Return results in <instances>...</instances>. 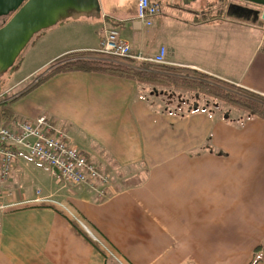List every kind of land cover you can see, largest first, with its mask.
Returning a JSON list of instances; mask_svg holds the SVG:
<instances>
[{"label": "crops", "instance_id": "0c3cea01", "mask_svg": "<svg viewBox=\"0 0 264 264\" xmlns=\"http://www.w3.org/2000/svg\"><path fill=\"white\" fill-rule=\"evenodd\" d=\"M126 1L99 0L100 19L58 24L40 72L63 56L97 53L103 31L115 29L133 54L153 57L164 47L170 67L264 96V29L238 20L236 13L247 14L232 9V0L216 15L219 0H163L166 11L151 0L161 8L151 26L136 19L137 0L131 8ZM228 10L233 17L224 16ZM257 27L263 34L253 37ZM177 92L67 73L14 101L11 109L18 120L45 116L109 176L106 196L99 199L41 164L50 181L40 193L79 217L117 264H248L264 244V121L223 105L213 106L216 113L200 107L191 113L184 105L199 95ZM148 93L159 105L178 99L180 110L156 108ZM28 159L21 153L1 186L0 264H114L64 211L31 203L37 190H21L34 178ZM11 188L17 195H8Z\"/></svg>", "mask_w": 264, "mask_h": 264}, {"label": "built area", "instance_id": "2783aa9c", "mask_svg": "<svg viewBox=\"0 0 264 264\" xmlns=\"http://www.w3.org/2000/svg\"><path fill=\"white\" fill-rule=\"evenodd\" d=\"M160 13L161 8L158 4H152L149 0H137L136 19L146 26H151L152 19ZM259 19L264 29V7L261 8ZM98 52L113 59H128L158 65L167 64L164 47H161L153 57H146L141 52L133 54L129 43L122 39L115 29L103 31ZM35 81L33 80L30 84ZM21 153L31 160L49 167L63 183L84 185L93 191L99 199L106 196L107 188L110 186L109 177L100 173L93 164L88 163L84 153L72 144L68 135L58 127L51 125L45 116H39L33 121L14 119L8 126L0 124V190L2 184L10 179L14 164ZM8 195L12 196V193H8ZM31 203L59 206L60 210L64 209L68 212V216L71 215L62 204L53 200L52 197L41 196L39 191L35 192V198ZM2 208L0 206V209ZM73 220L75 225L86 233L92 243L99 249L103 248L104 253L107 252L111 256L109 250L83 221L75 217Z\"/></svg>", "mask_w": 264, "mask_h": 264}, {"label": "trees", "instance_id": "16d2710c", "mask_svg": "<svg viewBox=\"0 0 264 264\" xmlns=\"http://www.w3.org/2000/svg\"><path fill=\"white\" fill-rule=\"evenodd\" d=\"M219 1L220 6L217 8V11H215V15L216 12L217 14L218 12L222 14L224 8L228 6L229 0ZM149 2L152 3L151 0H149ZM260 13L261 8L259 16ZM258 22L261 26H263L259 18ZM22 54L23 52L20 54L18 59L22 57ZM90 54V56H84L82 55V53H73L57 59L46 69L36 75V77H34L36 78V81L30 84L25 92H23L19 96L25 94L27 91L35 90L41 84L58 74L93 73L129 80L144 85L159 86L192 92L195 95H202L204 97L212 98L213 101H215L214 103L206 101V103L209 104V106H211L212 108L213 106L218 107L222 104H225L229 107L245 111L250 116L264 121V96H261L259 94L238 88L232 84L225 83L221 80L207 76L204 73L190 69L174 68L168 65H158L147 62H135L128 59H111L110 57L99 52ZM18 59L16 61H18ZM14 68L15 64L4 76L8 75ZM3 77L0 79V95L3 91L6 90H2V87L4 86L2 84ZM19 96L13 99H0V122L2 120H14L15 117H13L11 105L17 98H19ZM195 111V108H193L191 113ZM5 126H8V124H5ZM97 170L99 171V169ZM68 218L72 221V224L75 225V221L72 220L70 216ZM99 250L100 252L102 251L101 249ZM102 252L104 253V251ZM104 254L106 259L110 260L112 258V256H109L106 253ZM263 258L264 244L254 250V257L248 264H257Z\"/></svg>", "mask_w": 264, "mask_h": 264}, {"label": "water", "instance_id": "95a60500", "mask_svg": "<svg viewBox=\"0 0 264 264\" xmlns=\"http://www.w3.org/2000/svg\"><path fill=\"white\" fill-rule=\"evenodd\" d=\"M240 1L264 7V0ZM100 18L99 0H0V79L38 33L67 20Z\"/></svg>", "mask_w": 264, "mask_h": 264}, {"label": "rangeland", "instance_id": "374dc122", "mask_svg": "<svg viewBox=\"0 0 264 264\" xmlns=\"http://www.w3.org/2000/svg\"><path fill=\"white\" fill-rule=\"evenodd\" d=\"M156 1L162 6L161 8L164 11H166L167 7H166L164 1L163 0H156ZM232 1H233V3H235L236 0H232ZM126 2H127V6L129 8H131V6H133L134 3H136V0H127ZM236 3L237 4H239V3L243 4L242 1H236ZM214 15H215V12H214ZM235 15L237 16L238 20L240 18H242L244 21L246 20L247 22L253 23L254 25H257V23H258V22H255V21L251 20L250 18H248L247 15H241V14H238V13H236ZM224 16H226L228 18H231V17L234 16V14L231 11L228 10V11H226ZM59 25H61V24H59ZM59 25H57L56 27H52L51 29L49 28L47 30H44V31L38 33L37 35H35L33 37V39L30 41V43L28 44L26 49L23 51L22 57L19 58L18 61H16L15 68L8 75L3 77L2 84L4 86L2 87V90L8 89V88L12 87L13 85H16V88H14L12 93H14V92L19 93L22 90H23V92H25V90L27 89L28 85L33 80H36L34 77H36V75H38L40 73V69H38V68H40V65L50 55V52H51L50 47L53 45L55 39L57 38V36L59 34L58 31H60V29L62 27V26H59ZM237 29H238V31H240L239 27ZM262 34H263V31L259 27L252 29L253 37H257V36H260ZM111 59H113V58H111ZM32 72H34V73H32ZM146 86L147 87H151V88H155L157 91H176V92L178 91L177 93H179V96H182V93H185L184 94L185 96L186 95H191V93H192V92H187V91H183V90H175V89H172V88H164V87H159V86H151V85H146ZM0 89H1V87H0ZM31 91H33V90L27 91L25 94L19 96V98H17L15 101L24 98ZM12 93L9 92V94H8V92L6 93L5 91H3L1 93V95H0V99L2 100L4 98H12V96H13ZM146 98L150 102H152L154 104V106L156 108H158V109H167V110H171V111L172 110H177V111L180 110V107L178 109H176V104L174 102V101L178 100L176 98L170 99L171 101H173V104H169V105H164V104L159 105L158 104L159 101L157 103H154V101L152 99V96H150L149 93L147 94ZM205 101L212 102V103L215 102V101H213L212 98L204 97V96L200 95L199 98L196 99L194 102H190V103H188V104H186L184 106L187 109L188 108L200 107V108H204V109L208 110L209 112L216 113V110L213 109L208 104H206ZM222 105H223V108L228 107V105H225V104H222ZM27 161L30 163L31 169H35V171H32L33 175H34V178L30 179L29 173H28V177L27 178H28V180L30 179L29 180L30 181V185H29V181L26 180V181H28V185H27L26 188L23 187L21 190H23V192H26V194H28V195H29V193H31L33 195V193L36 190L41 192L40 190L42 189L43 184H45V182H49L50 181L49 176H48L50 171H49L48 168H44V166H42L41 164H39V163H37V162H35L33 160H29L28 159ZM40 170L45 171L46 174L40 172ZM53 179L55 181L58 180L57 178H53ZM24 186H26V184H24ZM16 190L17 189L14 190L13 188H11L12 195L13 194L17 195V191ZM64 207L67 209L66 206H64ZM62 211H64L68 215V212L66 210L63 209ZM69 216L70 217L72 216L71 218L73 220V217H75L76 215H72V214L70 215L69 214ZM75 218L81 220L77 216ZM101 249H102V251H105L103 248H101ZM108 250L110 252H112V250H110V249H108ZM105 253H107V252H105ZM107 254H109V253H107ZM110 255H112V253ZM110 261H112L114 264H117V262H116V260L114 258H111Z\"/></svg>", "mask_w": 264, "mask_h": 264}, {"label": "flooded vegetation", "instance_id": "af4514ba", "mask_svg": "<svg viewBox=\"0 0 264 264\" xmlns=\"http://www.w3.org/2000/svg\"><path fill=\"white\" fill-rule=\"evenodd\" d=\"M236 1H240V0H236ZM236 1L234 4L238 5V8L233 7L232 9L240 11V12L243 11L247 14V16H249L251 20L258 22L260 7L243 2V1H242L243 4L241 3L237 4Z\"/></svg>", "mask_w": 264, "mask_h": 264}]
</instances>
